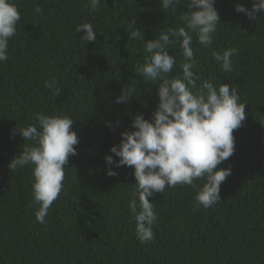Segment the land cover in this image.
I'll use <instances>...</instances> for the list:
<instances>
[{"label": "trees", "instance_id": "obj_1", "mask_svg": "<svg viewBox=\"0 0 264 264\" xmlns=\"http://www.w3.org/2000/svg\"><path fill=\"white\" fill-rule=\"evenodd\" d=\"M21 19L0 62V264H264V13L255 20L236 12L253 0H216L220 24L205 48L193 36V71L217 87L237 88L246 118L233 131L234 154L219 168L231 174L220 187L221 201L196 208V187L177 185L149 197L157 221L154 240L142 243L127 207L136 180L133 168L108 165L136 114L151 119L159 104L158 85L135 75L144 62L136 28L145 40L161 30L182 26L188 0L173 13L161 0H14ZM39 4L41 11L34 12ZM135 21L133 26L131 21ZM91 23L96 42L84 44L77 25ZM235 49L232 71L223 72L210 55ZM178 46L170 47L181 73ZM46 82L51 87H46ZM127 86L137 92L126 103L115 101ZM39 114L67 115L79 139L69 157L65 180L41 224L35 218L33 165L10 171L11 160L34 146L16 129L37 123ZM15 132V134H14ZM112 168L116 175L109 176ZM31 205V206H30Z\"/></svg>", "mask_w": 264, "mask_h": 264}, {"label": "clouds", "instance_id": "obj_2", "mask_svg": "<svg viewBox=\"0 0 264 264\" xmlns=\"http://www.w3.org/2000/svg\"><path fill=\"white\" fill-rule=\"evenodd\" d=\"M89 3L95 10L100 0H89ZM182 3L183 0H161V7L165 12L175 13ZM215 3L216 0H188L189 11L179 17L182 26L161 30L154 40H145L144 33L136 27L128 36L132 40L140 39L143 44L144 62L135 65L134 74L158 85L159 104L150 120L136 114L132 121L134 130L121 133L119 145L111 147L110 152L119 160H114L112 155L105 160L110 166L133 168L136 184L127 207L135 221L136 237L142 243L155 238L153 225L157 215L149 200L154 193H165L166 188L177 185L195 188L194 181L204 180L194 203L196 208L208 209L221 201V184L231 174L230 168L217 166L234 154L233 131L242 126L247 104L240 102L237 88L231 83L217 87L210 80H204L198 86L200 76L192 70L195 65L193 36L209 48L220 24ZM235 10L255 20L257 13H264V0H253L251 9L237 4ZM40 11L37 3L34 12ZM20 19L14 0H0V62L9 59V40L16 35ZM131 23L135 25L134 20ZM75 32L84 33L80 37L84 44L97 40L91 23L77 25ZM174 46L182 50L183 60L179 64L181 73L173 77L170 74L177 60L169 54V48ZM235 51L211 48L210 55L228 73L232 71L231 57ZM46 87L51 85L46 82ZM136 92L135 86H125L115 102H129ZM35 119L37 123L15 130L26 141H33L34 146L25 147L15 156L9 169L34 166L32 191L34 203L39 205L35 218L45 224L49 209L63 188L69 157L77 154L75 146L79 139L70 116L39 114ZM107 174L114 176L116 172L110 167Z\"/></svg>", "mask_w": 264, "mask_h": 264}]
</instances>
